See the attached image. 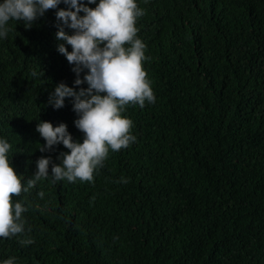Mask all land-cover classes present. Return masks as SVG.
Segmentation results:
<instances>
[{
	"label": "trees",
	"instance_id": "1",
	"mask_svg": "<svg viewBox=\"0 0 264 264\" xmlns=\"http://www.w3.org/2000/svg\"><path fill=\"white\" fill-rule=\"evenodd\" d=\"M136 3L155 103L126 107L136 140L110 150L91 183H52V164L68 149L38 151L45 141L35 130L63 123L83 142L72 98L60 109L48 102L76 79L56 39V12L71 9L61 3L28 29L11 20L0 37L9 162L27 186L36 161L51 158L49 176L13 197L27 209L25 230L0 238V264H264V0Z\"/></svg>",
	"mask_w": 264,
	"mask_h": 264
},
{
	"label": "clouds",
	"instance_id": "2",
	"mask_svg": "<svg viewBox=\"0 0 264 264\" xmlns=\"http://www.w3.org/2000/svg\"><path fill=\"white\" fill-rule=\"evenodd\" d=\"M61 3L71 10L56 12V19L63 25L56 32V39L64 41L57 50L69 65H74V87L86 83L87 88L75 91L74 87L61 82L48 102L54 109H60L66 98H72V110L78 116L74 125L83 133V142H73L63 123L53 127L49 122H40L35 130L45 144L38 151H51L59 144L68 149L67 154L61 153L58 157L62 161L59 165L52 164V183L62 180L91 183L94 172L103 167L110 150L126 149L136 140L131 134L133 121L122 115L126 107L143 108L146 102L155 103L143 68L145 45L137 38L136 22L144 11L136 0H87V4H95V8L86 6L83 0H3L0 3V37H7L9 21L23 22L26 29L31 28L46 11L57 9ZM64 27L71 29L72 34H66ZM65 45L71 48L70 52ZM85 69L87 74L81 79L80 74ZM11 147L5 139H0V238L4 239L18 236L25 230L22 213L27 209L20 202L13 203V197L29 192L38 181L47 178L51 163L50 157L38 159L35 174L24 186L9 162ZM127 182L123 178L118 181ZM44 195L43 191L38 193L41 199ZM19 243L27 246L34 241L21 239ZM3 264H14V258Z\"/></svg>",
	"mask_w": 264,
	"mask_h": 264
}]
</instances>
